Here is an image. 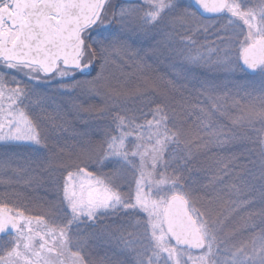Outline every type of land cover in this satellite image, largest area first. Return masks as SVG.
Returning <instances> with one entry per match:
<instances>
[{
    "label": "snow or ice",
    "instance_id": "snow-or-ice-1",
    "mask_svg": "<svg viewBox=\"0 0 264 264\" xmlns=\"http://www.w3.org/2000/svg\"><path fill=\"white\" fill-rule=\"evenodd\" d=\"M195 3L222 21L218 31L230 35L218 36L220 43L201 42L198 36L209 31L208 23L194 12L178 7L177 0H142V5L126 6L112 13V17L123 18L117 23L132 18L145 35L160 29L163 37L160 43L181 55L188 64L231 70L232 62L239 60L251 70H264V0L248 7L242 0H195ZM108 5L109 0H92L84 6V14L76 20L79 43L74 54L64 55V67H60L58 57L46 55L41 61H34L39 68L33 71L39 70L46 76L55 73L53 78L63 80L76 74L72 68L83 71L92 67L94 61L84 59L88 55L86 49L91 46L85 44L79 30L112 23L105 15ZM4 7L7 8V0ZM56 30H62V26L57 25ZM125 50L124 42L101 46L99 50L92 47V56L103 60L96 75L83 82L75 80L60 85L72 91L83 83L91 93L104 97L102 105L81 104L76 111L95 113L109 123L102 138L89 151L70 166L61 165L65 172L58 191L67 209L62 219H57L54 205L25 202L19 194L15 202L7 195L0 197V234H8L7 240L0 242V264H115L103 256H93L88 250L93 233L82 228L73 230V226L95 223L103 219L102 213L121 211L132 212L130 224L134 230L105 228L104 231L119 241L134 264H264V231L256 234L250 245L233 243L231 238L236 229L227 228V222L235 209H222L215 215L201 211L195 207L191 189L182 184L183 174H169V165L177 159L175 153L165 158L169 145L183 144L187 158H191L192 151L190 141L185 139L181 115L172 110L167 96L149 110L150 119L149 113L142 112L141 119L124 106L130 98L149 89L159 92L157 82L141 77L144 87L133 89L111 88L102 83L112 53L123 56ZM135 63L143 67L139 61ZM157 80L167 89L179 91L173 80L160 77ZM25 95L23 89H12L7 93V106L0 102V142L25 141L46 147L39 123L22 104ZM205 95L212 111L226 106V94ZM4 96L0 92V101ZM151 102L149 97L146 103ZM232 103L235 106L239 102L233 98ZM183 109L188 115L198 109L201 124L207 123L205 117L212 114L201 104L187 100ZM239 110L243 115L230 117L233 124L254 126L259 122L260 131L264 132V95L248 101ZM216 142L229 141L225 138ZM260 143L264 147V139ZM109 158H119L122 165L108 172L89 170L90 164L99 167ZM10 167L9 162L0 161V171ZM0 183L9 184L12 180L0 179ZM125 185L127 189L122 190ZM221 252H229L230 261Z\"/></svg>",
    "mask_w": 264,
    "mask_h": 264
},
{
    "label": "trees",
    "instance_id": "trees-1",
    "mask_svg": "<svg viewBox=\"0 0 264 264\" xmlns=\"http://www.w3.org/2000/svg\"><path fill=\"white\" fill-rule=\"evenodd\" d=\"M181 8H186L196 14L188 0L182 1ZM160 41L162 38L157 34L151 37V34L141 33L138 22L132 18H128L124 23H117L115 20L107 30L94 33L87 38L91 48L95 47L97 50L101 46H108L114 42L117 45L121 42L125 44L126 50L123 56L112 53L110 62L104 70L102 83H106L111 88L133 89L137 86L144 87L141 77L157 82L159 92L149 89L141 95L134 96L124 105L126 108L132 110L141 119H143L142 112L149 113L150 119L149 110L156 103L163 101L166 95L172 110L180 113L182 127L189 133L185 139L190 141L192 156L191 158L186 157L183 144H170L167 149L168 155L165 158L168 159L169 155L175 153L177 159L169 165L168 172L169 174H183L182 184L191 189L196 200L195 207L197 206L202 211L216 213L229 197L226 194L227 189L240 187L241 183L238 182H241V172L252 167L253 163L247 162L248 158L243 150L238 154V151L232 148L228 152L230 160L236 159L237 161L232 162L230 166L225 163L229 158L221 153L210 154L205 159L206 151H199L205 147L201 146L204 142L198 134H195L194 127L191 126L197 120L199 111L194 110L188 115L187 110L183 109L186 100L191 103H197L200 100L199 86H194L190 92L183 94L167 89L165 91L157 78L161 75L166 60L169 63L172 57L166 54L163 50L165 46ZM90 57L94 63L86 73H80L79 76L70 80L45 84H31L21 79L15 72L0 68V83L3 86L9 89H23L26 93L22 104L27 106L30 115L39 123L47 145L42 147L37 144H0V161H7L11 165L7 170L0 171V179L10 178L12 180L9 184L0 183V197L7 195L15 202L19 194V198L25 202L36 201L45 206L54 205L58 213L57 219H62L60 212L63 203L58 186L62 183L65 168L61 165L70 166L78 156L89 151L98 139L102 138L103 129L109 123L108 120L99 118L95 113L76 111V107L81 104L84 106L102 105L104 97L91 93L83 83L72 91L60 88L62 83H72L75 80L83 82L96 75L103 60L92 55ZM136 61H139L143 67L137 65ZM149 97L152 102L146 103ZM245 135L244 131H238L235 136L236 140L248 142V136ZM88 141H91V144ZM206 160L207 163L201 166L200 164L205 163ZM121 165L122 161L119 158H109L99 167L96 164H90L89 170L108 172L116 170ZM212 165H215L214 169L211 168ZM16 168L21 171L14 172L13 169ZM229 171L233 172V175L236 173L238 180L234 177L230 179L227 174ZM210 174H215L214 180H211ZM126 189V185L122 187V190ZM248 191L247 188L242 189L244 195ZM102 216L103 219L96 221L94 231H87L93 232V240L101 238L104 242L115 241L106 233L101 234L100 231L109 228L127 232V227L131 226L130 217L127 219V214L125 217L120 216L122 219L119 220L112 215L103 214ZM124 219L126 222L123 221Z\"/></svg>",
    "mask_w": 264,
    "mask_h": 264
},
{
    "label": "rangeland",
    "instance_id": "rangeland-1",
    "mask_svg": "<svg viewBox=\"0 0 264 264\" xmlns=\"http://www.w3.org/2000/svg\"><path fill=\"white\" fill-rule=\"evenodd\" d=\"M182 1L183 0H177L178 7L182 6ZM242 2L245 4V7H248L258 3L259 0H242ZM124 4H126V6L135 4L142 5V0H130L129 2H125L124 0H109L108 9L105 12L107 18L112 20V22L115 20H121L122 18L120 17L113 19L112 13L119 12L122 8L126 7L123 6ZM1 5L3 4L0 0V6ZM204 20L209 25V31L207 33L201 32L199 34L198 39L201 42L216 41L217 43H220V41L217 40L218 36L227 37L228 35H230V33L224 32L222 30L218 31V29H220V24L222 23V21H220L217 17H212L211 19ZM111 24L112 23H99L94 27H88L86 29H83L80 33L83 36L85 44L89 45L87 42L88 36H91L92 34L97 32L107 30ZM6 30L7 29H5V31ZM9 34V37H12L13 32L9 31ZM153 34H157L163 39L160 29L154 30L151 33V37L153 36ZM86 50L88 52V55L85 56L84 59L92 60V58L90 57V55H92V48L88 47ZM163 50H165L166 54L168 56H171L172 58L170 59L169 63L165 59L166 62L164 63L163 71L159 77L163 78L164 80H173L179 88V94L190 92L194 86H199L198 93L200 100H198L197 103L208 108V110L212 113L210 118L205 117V119H207L208 121L207 123L201 124L200 121L197 119L194 122V125H191L192 127H194L193 130L194 132H196L195 134H198L201 137L202 142H204L201 145L205 147H203L199 151H206L205 159H207L210 154L221 153L229 158V160L225 161V163L230 166L232 165V162L237 161L236 159H234V161L230 160V154L228 152L229 149L232 148L235 149L236 152L238 151V154L243 150V152L247 155V162L249 164L253 163L252 167H248L245 169V171L241 172V182L238 183H241V186L243 187L237 186L235 189L228 188L226 194L229 197L227 201L221 204V206L218 208V211L222 209L226 210L229 208L235 209V211L232 213L231 217L227 222V228L236 229L235 234L231 238V240L237 245L241 242H245L250 245L253 241L254 236L264 231V194L261 195L259 198V196L253 197L251 196V193H249L252 192L254 189L258 188L259 186L261 187V189L264 190V147H262L260 143L261 139H264V132L260 131L261 124L259 122L255 123L254 126L233 124L232 119L230 117L234 118L238 115H243V113L239 110L241 106L245 105L250 100H255L257 97L264 95V70L258 69L256 73L246 76V74L244 75V73L241 74L240 67H238V60H234L232 62L233 67L231 70H224L223 68L216 66L206 67L188 64L183 60L182 56L178 55L176 52L169 51L167 47H164ZM160 51L162 52V50ZM0 68L15 72V74L18 75L21 79L35 85L45 84L48 82L50 83L70 80L76 77L77 75L79 76L81 72L79 70H72L76 71V74L72 77H68L62 80L53 78L55 76V73H53L52 76H45L39 70L33 71V69H38L37 67L33 66L16 65L0 61ZM90 68H88L87 71H89ZM160 85H162L166 91L167 86L163 83H161ZM11 90L12 89L6 88L0 83V92L5 93V96L0 102H2L4 106H7V93ZM205 93H208L213 97L217 95L226 94V106L222 107L220 111H212ZM233 98L239 102L235 106H233L232 103ZM221 112H224L225 114L221 115ZM198 114L199 116L202 115L200 112ZM238 128H245V130H247V132L252 135L248 136V140L254 142L255 144L246 141H237L234 134L235 132L233 130L235 129L236 131V129ZM213 133H215L216 135H213ZM225 138H228L229 142L224 144L216 142L217 140H224ZM0 144L35 145V143L33 142L25 141H7L0 142ZM258 145L262 147V151L260 153L257 152L260 149ZM206 163L207 160L205 163L200 165L204 166ZM214 167L215 165L211 166L212 169H214ZM232 173L233 172L230 171L229 173H227L229 178L231 179V177H234L236 180H238L237 174L235 173L233 175ZM210 175L211 180H214L215 174ZM244 188L249 189V191L247 192L248 195L243 196L244 194L242 192V189ZM254 194L257 193L254 192ZM238 204L240 205L239 208H237ZM196 208L198 207L196 206ZM53 210L56 212L55 208ZM66 211L67 209L63 205L60 214H63ZM103 214L105 216H116L118 220L122 219L120 216L125 217V215L127 214L126 217L128 219L129 217L131 218V216L133 215L131 211H121L117 214H112L110 212L102 213V215ZM210 214L215 215L216 213ZM137 215L142 216L143 214L137 213ZM123 221L126 222V219H124ZM129 221L131 222V219H129ZM95 224L96 222H88L87 225H74L73 230H75L76 228H82L86 231H94V229L96 228L94 227ZM127 228V232L134 230L132 226ZM100 232L103 235L106 233L104 232V230ZM7 238L8 235L0 236V242L7 240ZM100 239L101 238H97L96 240ZM221 247L223 248V245H221ZM88 250L93 256H103L107 259L112 260L113 262H115V264H134L131 255L128 254L122 248V245L117 240L112 242H102L101 246H96L94 243H88ZM220 255L222 257L228 258L230 261L229 252H221Z\"/></svg>",
    "mask_w": 264,
    "mask_h": 264
},
{
    "label": "flooded vegetation",
    "instance_id": "flooded-vegetation-1",
    "mask_svg": "<svg viewBox=\"0 0 264 264\" xmlns=\"http://www.w3.org/2000/svg\"><path fill=\"white\" fill-rule=\"evenodd\" d=\"M2 4L0 6V37L6 38L5 42L3 43L4 50H8L12 44H14L15 40L18 38V25L16 24V21L21 22H28L27 25H31L32 33L28 34V41H24L22 47L28 46V47H34L35 49H38L41 46H44L46 48L55 49L54 56H57L58 63L61 67H64L63 64V57L65 54H74L76 52L77 45L79 43L78 40V33L77 36L71 38V36H60V30H56L57 25H61V14L60 12H68V10H75L81 14V16L84 14V11L86 10L84 6L88 5L92 2V0H7V8L4 7L5 0H1ZM4 1V2H3ZM30 7H34V12H38L40 14V11L43 7L49 8V12L53 13L55 11H58L59 15L54 16V14H48L49 16L47 18L54 19L55 21L51 24H43L42 20L40 18H32L28 14V9ZM73 14V13H72ZM40 17V15H39ZM77 19V17H75ZM4 29V30H3ZM5 29H7L5 31ZM85 28H81L79 32H81ZM10 32H13L12 37H9ZM1 41V40H0ZM32 42L34 44H32ZM9 56V55H8ZM5 58V55H2V59ZM15 58V57H12ZM5 60V59H4ZM3 61V60H1ZM13 64V62H12ZM16 65H27V64H16ZM29 66V65H28ZM238 67H240L241 74L244 73L246 76H249L250 74L256 73L258 70L254 72H249L248 70H245L243 68L242 63L238 60ZM76 70V69H71ZM235 133V136L237 135L238 131H244L247 136H252L245 128H238L233 130ZM245 135V136H246ZM250 143L255 144L254 142L248 141ZM257 145V144H256ZM259 146V151H262V147ZM257 193V194H254ZM251 193V196H260L264 194V190L261 189L259 186L258 188L254 189ZM245 195H248L245 194ZM243 195V196H245ZM250 195V194H249ZM93 226V224H92ZM87 232L86 230H84ZM102 242H104L102 239L100 240H93L90 239L88 243H94L96 246H101Z\"/></svg>",
    "mask_w": 264,
    "mask_h": 264
},
{
    "label": "water",
    "instance_id": "water-1",
    "mask_svg": "<svg viewBox=\"0 0 264 264\" xmlns=\"http://www.w3.org/2000/svg\"><path fill=\"white\" fill-rule=\"evenodd\" d=\"M127 1V0H126ZM192 6L194 7L195 11L198 12V14L205 18V17H210L213 16L211 14L205 13L196 3L195 0H190ZM28 14L32 18H40L42 20V23L45 24H51L54 22V19H49L47 18L49 15L48 14H54V16L59 15L58 11H55L53 13L49 12V8L43 7L42 10L40 11V14L36 11L34 12V7H30L28 10ZM72 13H76V15H73ZM62 20H61V26L62 30H60V36L65 37L71 36V38L77 36V23L75 17L81 16V14L75 10H68V12H60ZM40 15V17H39ZM16 24L18 25V38L15 40L14 44L9 47L8 50H4L3 43L5 42V39L0 37V58H2V55H5V61H13L17 63H28L30 65H37L39 66L38 62L34 61H41L46 55H52L54 56L55 49L51 48H46L45 45L39 47L38 49H35L34 47H22L23 42L26 40L28 41V34L32 33V28L31 25H27L28 22H21V21H16ZM81 29V28H80ZM32 44H34L32 42ZM9 55V56H8ZM15 57V58H12ZM57 57V56H56ZM243 66L245 67L246 70L253 72L255 70H251L247 68L244 64ZM75 69V68H72ZM87 72V69L81 71V73ZM0 235H8V234H0Z\"/></svg>",
    "mask_w": 264,
    "mask_h": 264
}]
</instances>
